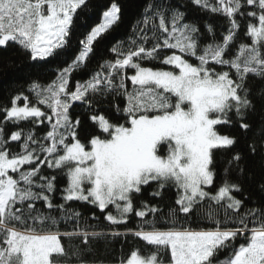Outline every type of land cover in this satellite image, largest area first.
Instances as JSON below:
<instances>
[{"label":"snow or ice","instance_id":"obj_1","mask_svg":"<svg viewBox=\"0 0 264 264\" xmlns=\"http://www.w3.org/2000/svg\"><path fill=\"white\" fill-rule=\"evenodd\" d=\"M124 9L0 0V264H264V0Z\"/></svg>","mask_w":264,"mask_h":264},{"label":"trees","instance_id":"obj_2","mask_svg":"<svg viewBox=\"0 0 264 264\" xmlns=\"http://www.w3.org/2000/svg\"><path fill=\"white\" fill-rule=\"evenodd\" d=\"M99 2L103 3L105 0H99ZM123 3L125 5L123 23L111 34H104L105 39L101 45L102 51L110 48L117 41L128 40L132 36L131 26L136 18L139 17L144 0H123ZM201 14L203 15V13ZM216 19L220 18L216 17ZM100 20V14L89 10L86 16H81V28L79 31H90L91 27H94ZM77 43V37L74 36L73 46ZM5 59H0V97H6L9 90L13 89L17 82L22 81L27 74V68L23 66L22 57H16L15 64L6 63Z\"/></svg>","mask_w":264,"mask_h":264}]
</instances>
